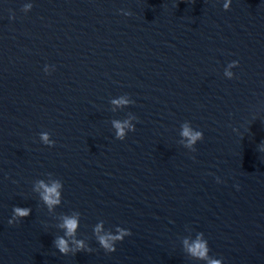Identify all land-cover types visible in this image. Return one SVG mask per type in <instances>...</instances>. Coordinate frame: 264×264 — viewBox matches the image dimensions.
<instances>
[{"label":"water","instance_id":"water-1","mask_svg":"<svg viewBox=\"0 0 264 264\" xmlns=\"http://www.w3.org/2000/svg\"><path fill=\"white\" fill-rule=\"evenodd\" d=\"M225 3L0 0V264H264V0Z\"/></svg>","mask_w":264,"mask_h":264},{"label":"clouds","instance_id":"clouds-1","mask_svg":"<svg viewBox=\"0 0 264 264\" xmlns=\"http://www.w3.org/2000/svg\"><path fill=\"white\" fill-rule=\"evenodd\" d=\"M230 3H231V0H226L224 7L227 9ZM30 7H31L30 5L25 6V10H27V8H30ZM228 75H231V74L229 73ZM113 103L117 105H122V104H127V101L124 99H120V100L113 101ZM113 123H114L115 128L117 129L118 137L120 139H123L125 135L124 133L125 127H131L128 124V121H124L123 123L119 121H114ZM182 135L189 139V146L195 143V141L198 138H200V133L193 134L186 126L184 127ZM42 139L44 140L45 143H49L47 134H42ZM40 187L44 188L43 200L48 204L49 207L59 203V192L57 191V189L60 187V185L58 183H54L51 187H48L41 182ZM15 211L18 215H21V216L27 215V210L16 208ZM64 226L67 228V234L72 235L74 233V230L77 227V221L75 219L65 218ZM97 231H99V229H97ZM119 238L120 237H111V236L100 237V242L106 248H110L111 246L109 245L108 241L119 239ZM57 246L59 247L62 253H66L68 251L67 242L64 239H58ZM189 252L192 255L203 259V258H206L207 248L203 242L197 240L192 246L189 247ZM211 264H218V262L212 261Z\"/></svg>","mask_w":264,"mask_h":264}]
</instances>
